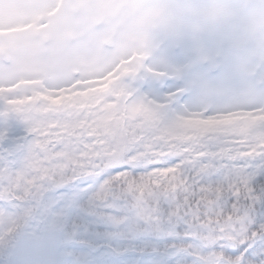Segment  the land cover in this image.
Returning a JSON list of instances; mask_svg holds the SVG:
<instances>
[{
  "label": "snow or ice",
  "instance_id": "1",
  "mask_svg": "<svg viewBox=\"0 0 264 264\" xmlns=\"http://www.w3.org/2000/svg\"><path fill=\"white\" fill-rule=\"evenodd\" d=\"M157 55L168 65L165 74H146L134 86L169 99L171 109L189 105L199 81L228 68V53L216 35H163ZM32 140L25 124L0 116V264L127 259L119 243L107 251L94 247L88 240L90 219L111 226L114 238L137 240L150 254L140 264H264V152L234 155L206 141L154 162L125 157L90 172L66 171V178L58 179L41 178L30 167ZM158 168H175V181L161 180L144 191L129 187ZM117 173L125 175L112 179ZM12 222L16 227L5 233Z\"/></svg>",
  "mask_w": 264,
  "mask_h": 264
},
{
  "label": "rangeland",
  "instance_id": "2",
  "mask_svg": "<svg viewBox=\"0 0 264 264\" xmlns=\"http://www.w3.org/2000/svg\"><path fill=\"white\" fill-rule=\"evenodd\" d=\"M129 3H133L134 8L140 9L136 16L128 11ZM242 4L238 0H221L215 11L207 8L212 22L203 24L199 18L190 15L193 12L191 11L193 4L190 0H156L155 2L141 0H0V55H6L11 61V64L6 66L0 60L1 114L22 120L21 122L33 133V139L40 135V139L43 140V142L40 140L41 145L49 146L48 155L63 158L59 150H56L59 146L55 144V138H59L63 143L68 142L70 134L79 128L76 127L77 123L89 125V123L94 124V121L89 122L84 118L73 117L72 122L75 125L69 126V123H62L65 137L60 138L58 136L60 122L56 120L61 115L56 113L55 117L52 114L48 118L40 115H44L46 111L43 105L46 97L55 92H64L69 87L89 85L98 76L124 75L126 73L123 71L130 65L133 66V70L126 75L132 79V82L137 79L142 80L145 76L144 72L154 76L164 75L168 65L163 63L157 55L161 37L169 34L168 31L170 35L180 32L170 25L168 20H171L178 29L194 35L199 30L212 32L220 37L222 42H226L228 31L222 21L227 23L231 13L236 12L239 9L238 6ZM245 4L248 3L245 2ZM156 6L159 7L158 11H155ZM78 9L81 13L75 16L74 13ZM257 10L260 12L255 11L250 18L241 14L236 15L238 24L245 18L255 22L257 14H260L258 21H262L264 6L260 4ZM153 11H155L154 14H150ZM194 11H202L201 6H195ZM117 13L119 19L116 23L108 19L110 14ZM152 27L158 29L156 34L150 33ZM251 27L252 24L249 23L247 27L242 28L243 42L246 40V32L257 28V26L253 29ZM113 33L116 34L114 41L116 47L111 51L105 49L103 44ZM70 36L74 37V42L69 45L67 40ZM262 40H264V32ZM236 43V38L233 37L225 46L228 53L226 72L218 77L199 81L196 86L195 99L189 105L181 106L186 110L190 109L189 111L205 113V119L199 125L193 123L191 131H194L197 126L216 131L222 122L229 123L234 128L235 124L231 120L233 117L227 116L228 118L222 119L212 117L215 113L226 115L239 110L251 112L253 108L260 107L261 100L264 99L261 92L252 93L253 90L250 88L248 90L250 98L244 99L247 97V92L239 89L245 83L240 72L251 73L253 70L244 55L240 56L242 59H238L239 56L233 54ZM208 55L211 54H205L201 58L207 59ZM75 73L77 77H74ZM17 92H22L20 96L25 98L21 100ZM44 92L45 96H43ZM83 92L86 93L87 89ZM167 95L170 97L172 94ZM38 98L42 99L41 104L33 108L32 105L37 103ZM123 99V96L119 95L114 108H102L105 131L106 129L109 132L113 131L109 123L112 119L119 121ZM48 102L50 105L61 106L66 104L67 99L61 100L52 96L48 98ZM129 104L133 105L127 112L128 128H135L139 131L138 136L141 137L137 139L139 144L149 142L153 139L148 133L152 123L151 119L154 112L160 111L161 107L156 108V106L162 105V99L156 98L144 102L140 98L130 101ZM169 104L170 100L166 99L165 108L169 107ZM138 112H146L148 123L136 121ZM247 115L250 114L247 113ZM189 116L184 112L179 114L176 112L172 120L166 122V137L170 138L177 127L181 126L180 124L189 125L192 121ZM249 122L252 124L253 120ZM86 127H82V131L85 132ZM225 128H228V125H225ZM29 147L28 158L32 154L36 157L33 150L38 147V144L33 145L32 140ZM93 148L98 149L97 144L93 145ZM100 152L98 150L95 155ZM138 154L153 162L164 156L157 147L148 153L133 148L132 154L127 156L128 162L133 161ZM33 156H30L31 160H29L31 168L38 164ZM75 158L71 160L75 161ZM95 158L97 162L101 160L99 157ZM81 171L90 172L92 168L87 167L86 169L79 166V172ZM12 223L6 228H12Z\"/></svg>",
  "mask_w": 264,
  "mask_h": 264
},
{
  "label": "trees",
  "instance_id": "3",
  "mask_svg": "<svg viewBox=\"0 0 264 264\" xmlns=\"http://www.w3.org/2000/svg\"><path fill=\"white\" fill-rule=\"evenodd\" d=\"M158 128L159 129H163L162 127H158ZM233 134H234V132H233ZM224 138H227L228 140L226 142H224ZM242 139L245 140L246 137L243 136V135L242 136L241 135H237L236 137H233V135L228 134L226 136H222L221 139H219L218 141H215V142L217 144L221 145L224 149H226V148H228V149H238V148H245L247 146V144L245 142H243ZM170 140H171V138H170ZM171 170H172V172H169L167 174V176H168L167 181H166V179L162 180V181L165 182L166 185H171L173 183V181H175V179H176L175 168H171ZM160 181H161V179H159V180L158 179H154L152 177L151 173H148L146 176H144L142 178V180L140 181V183L138 185H133L132 182H129V187L130 188L138 187L141 191H144L145 189H148L152 185H158Z\"/></svg>",
  "mask_w": 264,
  "mask_h": 264
}]
</instances>
